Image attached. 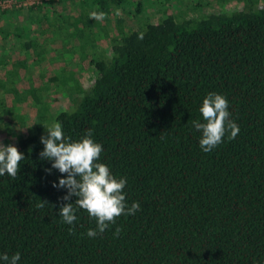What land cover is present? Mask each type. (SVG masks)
I'll return each mask as SVG.
<instances>
[{"label": "trees", "instance_id": "trees-1", "mask_svg": "<svg viewBox=\"0 0 264 264\" xmlns=\"http://www.w3.org/2000/svg\"><path fill=\"white\" fill-rule=\"evenodd\" d=\"M14 1L0 8V96L19 91L9 86V74L28 68L29 50L33 62L45 60L33 34L36 24L41 34L52 26L45 6L54 0ZM77 1L70 20L60 13L55 19L81 39L86 35V59L96 28L108 35L90 13L103 12L107 21L112 7L122 9L127 0ZM148 1L161 6L177 0ZM143 7L137 0L132 14ZM161 10L137 30L124 31L117 17L110 53L90 55L92 82L85 88L74 81L71 107L53 114L39 88L25 91L37 107L15 144L24 155L17 176H0V255L19 253L17 264H264V4L180 20L168 7ZM50 79L66 86L58 74ZM208 93L228 100L239 133L231 140L226 133L204 152L193 122H205L199 109ZM0 108L26 126V117L2 100ZM57 122L73 141L91 129L102 145L97 162L127 178L128 206L140 204L135 215H121L95 238L87 236L95 219L78 208L76 197L62 199L66 188L53 187L67 174L39 156L44 126ZM5 134L1 128L4 145ZM41 201L47 203L39 207ZM65 203L76 209L72 225L58 214Z\"/></svg>", "mask_w": 264, "mask_h": 264}, {"label": "rangeland", "instance_id": "rangeland-1", "mask_svg": "<svg viewBox=\"0 0 264 264\" xmlns=\"http://www.w3.org/2000/svg\"><path fill=\"white\" fill-rule=\"evenodd\" d=\"M137 0H127L124 8L112 7L111 13L107 21H100L107 28L108 35L105 36L101 28H96L94 32V39L91 38L87 44L85 51L87 53L86 59H81V43L85 40L81 39L77 34L78 31H69L62 20H56L55 15L60 13L64 15L67 20L77 12V0H54L53 4L45 6L46 14L50 18L49 23L52 26H45L43 34L39 33L41 28L36 24L34 29L37 33L32 36L36 37L37 43H40V52L45 59L40 65L34 53L29 50L27 53L29 59L32 61L28 63V68L25 70L17 69L15 73L9 74L10 87L19 90L16 93L11 90L3 91L0 96V101H3L5 107L12 108L13 112L20 113L26 117V126L22 127L17 118L12 114H4L0 108V129L4 128L6 131V145L12 144L15 146L18 137L25 134L27 125H31L34 121L35 108L33 98L28 92L30 86H34L41 90V95L50 103V111L56 114L61 107L68 108L73 105L72 96L75 94V80H78L83 87H88L92 82L94 71L88 63L90 55L100 56L110 53V45L113 37L117 35L118 29L116 25L117 17H122L123 30H137L142 28L146 22H155L164 13L161 9H168L175 15L176 19L183 18H200L208 13L217 12L219 10L231 11L239 10L243 7L264 4V0H180L172 1L168 5H159L148 0H142L144 4L141 12H134L132 9L133 4ZM52 5V6H51ZM155 5L157 8H155ZM51 6V8H50ZM126 6V7H125ZM121 7V6H120ZM118 10V14H117ZM49 28V30H48ZM44 35V36H42ZM44 37V38H43ZM44 52V53H43ZM10 65H8V68ZM40 74H43L41 76ZM54 74L59 75V79L65 81L66 86H55V83L50 79ZM14 75V77H13ZM87 85V86H86ZM58 88V89H57ZM10 122L9 125H4Z\"/></svg>", "mask_w": 264, "mask_h": 264}, {"label": "clouds", "instance_id": "clouds-1", "mask_svg": "<svg viewBox=\"0 0 264 264\" xmlns=\"http://www.w3.org/2000/svg\"><path fill=\"white\" fill-rule=\"evenodd\" d=\"M118 14V10H117ZM90 18L103 20L105 13L93 11ZM143 39V33L138 35ZM228 100L217 93H208L203 99L199 111L202 113L204 123L194 121V128L201 132L199 141L204 152H210L223 140L226 133L228 138L235 139L239 133V126L230 119ZM47 135H42L40 140L44 149L39 153L42 160L52 161V169H58L61 174H67L60 178L59 183H53L55 188H66L67 195L64 201H70L76 197L75 204L78 208L86 210L89 216L96 221V228L89 229L87 236L95 238L105 232L109 225H114L121 215H135L140 209L138 202L128 206L123 192L127 184V178L115 177L108 166L97 162L102 152V145L94 142L91 129L78 141L71 137H65L60 123L44 126ZM24 159L23 153L12 144L4 145L0 141V176L8 175L15 178L20 169V161ZM49 174L51 169H47ZM47 201H41L39 207H43ZM76 209L73 203L62 204L59 208V216L62 222L72 225L77 219ZM71 231V229H70ZM121 229L116 228L114 236L118 237ZM20 254L9 257L0 255V261L5 264H17Z\"/></svg>", "mask_w": 264, "mask_h": 264}, {"label": "built area", "instance_id": "built-area-1", "mask_svg": "<svg viewBox=\"0 0 264 264\" xmlns=\"http://www.w3.org/2000/svg\"><path fill=\"white\" fill-rule=\"evenodd\" d=\"M36 1H39V0H23V1H20L18 4H31V3H34ZM14 2H15L14 0H4V1H0V8L4 9L6 7H9Z\"/></svg>", "mask_w": 264, "mask_h": 264}]
</instances>
